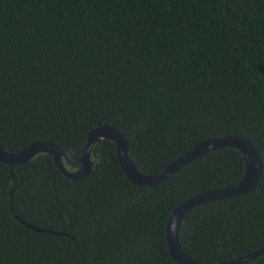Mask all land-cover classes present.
<instances>
[{"label":"trees","instance_id":"obj_1","mask_svg":"<svg viewBox=\"0 0 264 264\" xmlns=\"http://www.w3.org/2000/svg\"><path fill=\"white\" fill-rule=\"evenodd\" d=\"M99 124L124 134L148 174L207 138L251 141L258 184L191 208L179 239L208 264L264 247V0H0V145L81 151ZM92 159L78 180L49 152L0 160V264H179L166 238L173 210L246 170L233 146L154 185L126 175L113 140L94 144Z\"/></svg>","mask_w":264,"mask_h":264},{"label":"water","instance_id":"obj_2","mask_svg":"<svg viewBox=\"0 0 264 264\" xmlns=\"http://www.w3.org/2000/svg\"><path fill=\"white\" fill-rule=\"evenodd\" d=\"M104 139H110L116 142L117 157L121 167L133 182L141 185L159 184L188 163L220 147L233 146L244 154L246 159V170L239 183L233 186L207 190L190 197L173 210L167 221L166 238L172 257L179 264H208L193 259L183 249L179 239L181 222L185 214L195 206L224 197L247 194L258 184L263 172V161L255 145L245 137L232 134L207 138L179 156L160 173L148 174L141 171L131 159L129 154L130 141L124 134L113 125L99 124L89 133L81 151L62 149L48 141H35L26 145L18 152H10L0 145V160L11 165L24 164L30 162V160L40 152H49L54 156L57 167L65 177L70 180H78L84 178L93 171L95 164L92 159L93 146ZM63 155H69L77 160L79 162L78 169H68L64 164ZM21 221L33 229L44 230L43 228L28 224L23 220ZM48 231L56 233L51 230ZM262 254H264V247L240 257L216 264H246Z\"/></svg>","mask_w":264,"mask_h":264}]
</instances>
